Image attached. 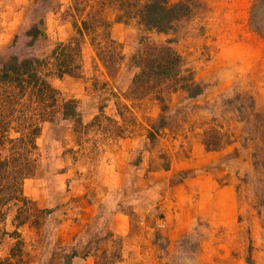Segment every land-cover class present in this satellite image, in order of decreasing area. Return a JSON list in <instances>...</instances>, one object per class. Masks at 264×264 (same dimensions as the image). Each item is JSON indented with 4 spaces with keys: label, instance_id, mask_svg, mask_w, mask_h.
<instances>
[{
    "label": "rangeland",
    "instance_id": "374dc122",
    "mask_svg": "<svg viewBox=\"0 0 264 264\" xmlns=\"http://www.w3.org/2000/svg\"><path fill=\"white\" fill-rule=\"evenodd\" d=\"M257 2L0 0V52L43 60L56 89H27L1 124L0 264H264ZM25 115L40 127L29 167Z\"/></svg>",
    "mask_w": 264,
    "mask_h": 264
},
{
    "label": "trees",
    "instance_id": "16d2710c",
    "mask_svg": "<svg viewBox=\"0 0 264 264\" xmlns=\"http://www.w3.org/2000/svg\"><path fill=\"white\" fill-rule=\"evenodd\" d=\"M257 5H253L252 10L254 9L255 11L252 12L251 15V23L253 25V30L257 33H263V31L260 29L259 26H261V23H264V17L258 18V13L261 16H264V0H257ZM156 1H152L150 3L145 4L143 13L142 15L149 16L152 14L150 11L152 8L156 7L155 6ZM158 7L160 6L159 3L156 4ZM180 5H183L182 3H176L170 6L169 12L173 13L174 16H177L175 13L177 11H174V7ZM161 7H165V4L162 5ZM155 9V8H154ZM157 9V8H156ZM259 9V10H258ZM168 11V10H167ZM174 11V12H173ZM257 14V15H256ZM143 22L147 26H155L157 23H153L151 21H148L146 17L142 18ZM171 24V19L168 20V26L163 27L162 30L166 31L168 30V27ZM158 26V25H157ZM33 32L32 37H36L37 34H42V30L39 29L36 26H32L30 29ZM31 31H26V34L29 35ZM19 37V35H15L13 38V43L16 42V39ZM165 47V46H163ZM166 51H169L170 56L173 59L174 67L175 63L178 69V55L175 54V52L172 51L170 47H165ZM0 142L3 140V134L6 133V131H9L10 127H7L6 129L1 127V124L3 119L4 120H15L14 118H7L9 114H13L16 110L17 104L20 102V97L21 95L27 90L31 89V92L29 93H34V94H42V92L47 89L50 91V98H53L55 95L53 93L55 92L56 89H54L48 82H46L45 75L47 72H43L42 70H39V66L37 64H41L43 60L39 59L38 57H19L14 54H10L8 52H0ZM52 55L55 56L57 61L59 62L60 66L64 67V69L61 70V72L68 73L65 70V67L67 66V60L70 57L69 54H67L64 51V47L60 48V45L58 44L54 49L52 50ZM150 63V60L148 61ZM65 70V71H64ZM175 70L171 69L170 72L173 73ZM141 71V69H140ZM168 73V72H167ZM48 100L51 99H38L40 101V111H39V116L44 117L47 112H45V109L49 106L50 102ZM75 101H66L63 104L64 108V114H73L74 112L72 111L74 107ZM39 107V105H38ZM36 110V109H35ZM7 115H6V114ZM19 118V117H18ZM264 119V117H262ZM22 120V127L23 131L26 132L24 135L27 137L25 138L24 142V153L19 152L20 157H24L25 159V164L29 167V164L31 163L30 160V154L33 149H35L36 142L35 139L38 137L40 133V127L37 124H34L31 122H27V116ZM17 121V120H16ZM32 121V120H31ZM264 122V120H262ZM23 136V137H24ZM13 140L12 138H9V140ZM17 159L16 156L13 155L12 160ZM10 161L9 159H2L0 158V179L2 178L4 171L10 170ZM32 167L30 166L29 171L32 170ZM16 231H13L9 233L10 235L15 234ZM20 247V246H19ZM15 248H12L14 250ZM74 256V255H72ZM15 257V255H13ZM14 259V258H13ZM12 260V259H11ZM9 258L7 260H4L3 264H14ZM17 261V258L15 259V262ZM19 261V260H18Z\"/></svg>",
    "mask_w": 264,
    "mask_h": 264
}]
</instances>
